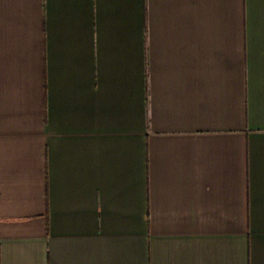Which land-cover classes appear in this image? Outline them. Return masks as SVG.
<instances>
[{"label":"crops","instance_id":"1","mask_svg":"<svg viewBox=\"0 0 264 264\" xmlns=\"http://www.w3.org/2000/svg\"><path fill=\"white\" fill-rule=\"evenodd\" d=\"M0 264H264V0H0Z\"/></svg>","mask_w":264,"mask_h":264}]
</instances>
